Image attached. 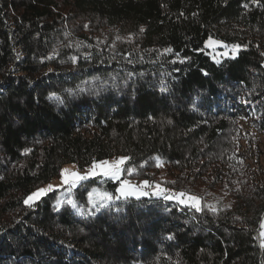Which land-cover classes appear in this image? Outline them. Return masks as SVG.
Returning <instances> with one entry per match:
<instances>
[{"label":"trees","instance_id":"16d2710c","mask_svg":"<svg viewBox=\"0 0 264 264\" xmlns=\"http://www.w3.org/2000/svg\"><path fill=\"white\" fill-rule=\"evenodd\" d=\"M263 138L264 0H0V264H264ZM118 156L200 210L102 175L25 203Z\"/></svg>","mask_w":264,"mask_h":264},{"label":"rangeland","instance_id":"374dc122","mask_svg":"<svg viewBox=\"0 0 264 264\" xmlns=\"http://www.w3.org/2000/svg\"><path fill=\"white\" fill-rule=\"evenodd\" d=\"M204 46L209 51V53H210V55H211V57H212V59L214 61H221L224 58L234 57L237 54L238 49H239V46L236 47V48L233 47V46H237V45H229V44L225 43L224 41H222L220 39L213 38V37L208 38L206 40V42L204 43ZM260 146L262 147V150L264 151V138L262 139V143H261ZM121 157H123V156H118V157L108 158V159H104V160H100V161H95V162H93V163H91V164H89V165H87L85 167H80V166H78L77 164H74V163L66 164L65 166H63L61 174H60L59 177L53 179L48 184H45L44 186H41V187L37 188L32 193L36 192L38 189H46V188H48L49 185H52V190L51 191H53L55 189H58V188H63V187H64L65 191H72L79 184V182H81V181H79L75 186H71L69 184H65L62 181V173H64V175L69 177V178H71L69 174L78 173V174H80L82 176H88V178H92L94 176L102 175L104 177L113 179V178H111L109 176H105L103 174L89 175V172H90V170L93 169L94 163L95 164H100L103 161H108L109 164H112L113 162L119 160ZM64 170H67V172H65ZM96 171H97V173H99L101 171V169H96ZM121 177H122V173H121L120 179H113L114 181H119L117 189L120 187L121 181H124V180L129 181V183L132 186H134V188L137 189L135 195H129V196H126V197H151L152 196V197H163L164 198L163 195L158 196V195L154 194L157 191V185H159L158 183H154V182L148 181V184L145 185L144 181H147V180L121 179ZM159 186H160V188H163V189L167 190L164 195L175 196L176 194H179V193L182 192V191L170 190V189H167L165 187H162L161 185H159ZM117 189H116V193H115L114 196L115 197H119V198L120 197H125V196H121V194L117 191ZM48 192H50V191H48ZM32 193H30V194H32ZM141 193H147V194L143 195ZM183 193H185V192H183ZM46 194L42 195L41 197L45 196ZM187 196H193V195L187 194ZM187 196L182 198V199H185V201H186L185 203H180V201L178 199H175V198H173L172 200H175L181 206H191V207H193L191 201L187 200ZM195 197H197V196H195ZM39 199H36L34 201H30L28 203V205L33 204L35 201H37ZM199 207H201L200 198H199ZM262 223H264V218H263ZM262 231H264V229L261 228L260 232H262ZM261 238H262V241L264 243V237L261 236Z\"/></svg>","mask_w":264,"mask_h":264},{"label":"snow or ice","instance_id":"6c2138e0","mask_svg":"<svg viewBox=\"0 0 264 264\" xmlns=\"http://www.w3.org/2000/svg\"><path fill=\"white\" fill-rule=\"evenodd\" d=\"M218 43V42H217ZM234 48L238 46H233ZM166 51H171V49H166ZM128 157H121L119 160L113 162L112 164H109L108 161H103L100 164L93 165V169L90 170L89 175H96V174H103L105 176H109L113 179H120L123 169V165L128 160ZM159 166V165H158ZM96 169H101L99 173H97ZM67 172V170H64ZM128 171H132L131 169H128ZM71 178L67 177L62 173V181L65 184H69L71 186H75L79 181H82L84 179H87L88 176H82L78 173H71L69 174ZM144 184L147 185L148 181H144ZM52 190V185H49L46 189H38L36 192L30 194L26 200L25 203L28 204L30 201H34L36 199H39L42 195L46 194L48 191ZM117 191L121 194V196H129V195H135L137 189L132 186L129 181L124 180L121 181L120 187L117 189ZM167 190L160 188L159 185H157V191L154 193L155 195H163L165 199H178L180 203H185V199H182L187 196L186 193H179L175 196H169L164 195ZM143 195H146L147 193H141ZM116 199H119V197H115ZM89 200L95 206L97 203H101V206L103 205V202H111L113 200V196L110 193L104 192L100 193L99 190L93 189L92 192L89 193ZM187 200L191 201L192 206L196 208L197 211L200 210L199 207V198L195 196H187ZM71 203V201H69ZM261 228L264 229V223L261 224ZM262 237H264V231L260 234Z\"/></svg>","mask_w":264,"mask_h":264}]
</instances>
